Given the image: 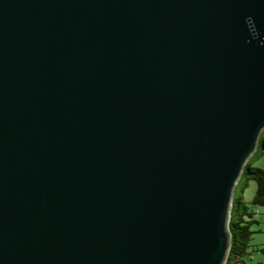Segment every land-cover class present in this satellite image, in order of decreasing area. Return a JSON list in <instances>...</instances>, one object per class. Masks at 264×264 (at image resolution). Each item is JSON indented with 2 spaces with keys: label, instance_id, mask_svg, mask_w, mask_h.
Instances as JSON below:
<instances>
[{
  "label": "water",
  "instance_id": "water-1",
  "mask_svg": "<svg viewBox=\"0 0 264 264\" xmlns=\"http://www.w3.org/2000/svg\"><path fill=\"white\" fill-rule=\"evenodd\" d=\"M264 129V0H0V264H225Z\"/></svg>",
  "mask_w": 264,
  "mask_h": 264
},
{
  "label": "trees",
  "instance_id": "trees-1",
  "mask_svg": "<svg viewBox=\"0 0 264 264\" xmlns=\"http://www.w3.org/2000/svg\"><path fill=\"white\" fill-rule=\"evenodd\" d=\"M259 149L264 152V129L259 135L256 150L247 160L235 186L229 218L230 248L225 264H264V260L254 261L253 256L255 252L264 253V243L256 247L250 244L252 234L257 231L253 230L252 226L259 223L255 217L257 214L255 207H264V169L254 167L250 162ZM249 180L255 181L256 189L251 201L247 202L242 192L245 183ZM241 181L244 182L243 185H240Z\"/></svg>",
  "mask_w": 264,
  "mask_h": 264
},
{
  "label": "rangeland",
  "instance_id": "rangeland-1",
  "mask_svg": "<svg viewBox=\"0 0 264 264\" xmlns=\"http://www.w3.org/2000/svg\"><path fill=\"white\" fill-rule=\"evenodd\" d=\"M250 162L252 166L264 169V152L262 153V150L259 149L258 153L252 157ZM243 184L244 182L241 181L240 185ZM255 189H256V183L254 180H249L245 183L242 192L245 201L247 202L251 201L255 193ZM255 210H257V214L255 215V217L258 219L259 223L254 224L252 226V229L257 231L252 234V239L250 244L256 247V245L259 246L260 244L264 243V207L256 206ZM253 256H254V261L264 260V253L260 254L255 252Z\"/></svg>",
  "mask_w": 264,
  "mask_h": 264
}]
</instances>
